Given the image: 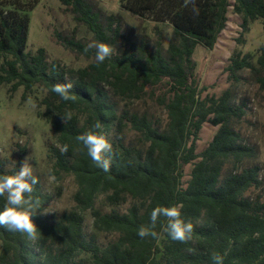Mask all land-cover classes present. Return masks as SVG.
Listing matches in <instances>:
<instances>
[{"label":"trees","instance_id":"obj_1","mask_svg":"<svg viewBox=\"0 0 264 264\" xmlns=\"http://www.w3.org/2000/svg\"><path fill=\"white\" fill-rule=\"evenodd\" d=\"M61 1L96 42L109 44L114 52L99 65L94 60L78 69L60 60L49 62L44 48L26 53L27 13L41 0H0V86H9L10 94L23 88V100L39 89L45 91L42 99H35L43 109L38 116L50 125L57 141L49 148L52 173L59 181L71 176L78 186L75 208L51 223L41 215L50 197L38 179L31 195L41 201L33 216L39 238L32 241L26 234L0 227V264H212L213 252L226 254L224 264H264V200L247 196L263 187L261 168L241 170L257 153L233 127L246 115L245 104L236 105L230 90L202 98L206 89H199L193 60L198 45L216 47L230 8L242 18L244 31L253 21L264 24V0H196L198 16L184 0H121L132 15L173 28L167 48L161 42L152 48L149 38L139 41L122 34L121 17L102 16L89 0ZM64 45L95 58V49L85 52L86 43L72 38ZM230 62V77L237 81L239 72L250 70L264 92V45L255 63L253 55L241 53ZM56 83H72L76 100L63 101L52 92ZM160 85L165 92L156 96L154 88ZM146 98L155 99L164 110L166 126L160 117L132 111ZM67 113L71 120L65 123L62 116ZM98 122L113 146L109 172L97 168L76 140ZM205 123L219 129L208 147L197 153ZM129 132L137 135L136 142H127ZM65 145L67 153L62 152ZM22 162L20 158L8 169V161L0 160V175L14 174ZM188 165L193 166L191 178L184 186ZM228 165L232 168L225 173ZM102 196L111 207H128L125 212H105L97 206ZM5 203L6 196H0V211ZM177 205H182V218L194 224L191 241L171 240L164 231V217L155 229L158 240L138 236L155 207ZM87 212L95 233L116 238L104 245L95 233L86 237Z\"/></svg>","mask_w":264,"mask_h":264},{"label":"rangeland","instance_id":"obj_2","mask_svg":"<svg viewBox=\"0 0 264 264\" xmlns=\"http://www.w3.org/2000/svg\"><path fill=\"white\" fill-rule=\"evenodd\" d=\"M233 3V0H231ZM96 12L102 16L117 15L121 17L122 34L134 40L150 39L151 47L161 42L164 48L168 47L173 28L168 23H156L148 18H139L123 9L121 0H89ZM29 17V32L26 53L34 54L38 49L44 48L49 62L60 60L70 68L78 69L88 66L95 58L72 52L64 45L65 40L75 39L89 44L96 42L94 35L84 26L75 21L71 12L63 5L61 0H41L40 4L27 13ZM242 18L234 14L232 8L228 13L226 29L220 34L218 43L213 50L202 45L195 49L193 60L196 63L195 78L202 98L206 96L220 97L230 90L236 105L245 104L246 115L239 121H234L233 127L242 136L243 141L255 148L256 158L246 160L242 169L259 166L260 177L263 180L261 189H252L247 193L251 198L264 200V92L259 89L250 70H243L237 74L238 80L230 77L227 68L230 59L236 53L253 55V62L257 61L259 49L264 45V24L261 20L249 24L247 31L242 29ZM60 37V39L58 38ZM241 40V42H239ZM9 86H0V160L8 161L11 169L20 159L28 157L33 168V174L41 181L44 194L50 201L41 212L43 218L51 223L56 222L61 214L75 208L74 195L78 186L71 176L57 180L53 175V159L49 157V148L57 145L56 138L50 125L38 116L35 96L42 99L45 91L39 89L35 95H29L23 100V88L16 93H9ZM156 96L165 92L163 85L154 88ZM33 105H36L34 108ZM120 109L122 104L120 103ZM132 111L140 115L148 113L160 117L167 125V115L155 99L146 98L132 106ZM219 126L205 123L197 141V153L204 151L217 133ZM112 136V133L111 135ZM137 135L129 132L127 142H136ZM192 165L185 167L183 178L184 186L191 178ZM232 168L228 165L225 173ZM97 206L105 212L118 209L125 212L128 205L115 208L104 202L100 197ZM84 232L86 237L95 233L93 218L90 212L85 214ZM99 243L108 244L116 235L95 233ZM1 253V244H0Z\"/></svg>","mask_w":264,"mask_h":264},{"label":"clouds","instance_id":"obj_3","mask_svg":"<svg viewBox=\"0 0 264 264\" xmlns=\"http://www.w3.org/2000/svg\"><path fill=\"white\" fill-rule=\"evenodd\" d=\"M191 5L194 15H199V8L196 0H184V6ZM95 49V61L99 65L106 59H110L114 49L103 42L89 43L85 52ZM72 83H56L51 91L57 94L63 101H74L77 95L72 93ZM35 108L36 105H33ZM65 123L71 120V113L62 116ZM102 125L98 122L94 130L79 134L76 140L86 149L88 157L92 163L104 172H109L111 167L110 155L112 144L104 135ZM68 146L65 145L62 152L67 153ZM38 183V178L33 174V168L29 163L28 157L24 159L19 170L12 175H0V196H6V203L0 211V227L11 232H19L27 235L29 240L35 241L39 238L38 227L33 221V216L41 208L39 198H33L34 185ZM182 205L177 206H158L150 213V223L141 225L138 229V236L141 239L151 237L159 239V233L155 230L157 222L161 217L167 221L164 231L173 241L187 243L192 240L194 224L189 220L185 221L181 214ZM40 231V230H39ZM41 232V231H40ZM226 254L213 252L211 254L212 264H224Z\"/></svg>","mask_w":264,"mask_h":264}]
</instances>
